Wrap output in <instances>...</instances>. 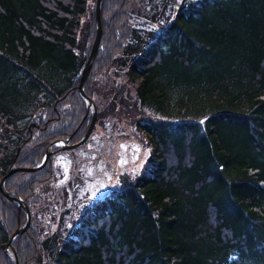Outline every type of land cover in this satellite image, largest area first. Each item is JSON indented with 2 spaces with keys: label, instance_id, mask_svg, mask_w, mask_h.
I'll return each instance as SVG.
<instances>
[{
  "label": "trees",
  "instance_id": "1",
  "mask_svg": "<svg viewBox=\"0 0 264 264\" xmlns=\"http://www.w3.org/2000/svg\"><path fill=\"white\" fill-rule=\"evenodd\" d=\"M93 3L0 0V179L86 131ZM100 24L83 91L97 121L95 78L118 102L128 81L146 161L74 227L60 204L52 230L32 211L56 208L39 193L53 152L12 172L4 189L31 210L11 240L17 264H264V0H101ZM25 220L0 190V264Z\"/></svg>",
  "mask_w": 264,
  "mask_h": 264
},
{
  "label": "rangeland",
  "instance_id": "2",
  "mask_svg": "<svg viewBox=\"0 0 264 264\" xmlns=\"http://www.w3.org/2000/svg\"><path fill=\"white\" fill-rule=\"evenodd\" d=\"M90 4H94L93 0ZM107 76L113 79L109 71ZM95 79L93 96L98 118L89 135L84 142L69 150L53 151L51 146L49 149L53 152L49 185L43 186L39 193L44 190L45 200L55 203L56 208L43 216L45 208L40 209L39 205L32 211L37 219L43 218L45 230L55 228L53 215L60 204L62 208L71 207L66 219L74 227L79 214L93 201L119 189L125 180L130 181L141 170L149 152L143 133L134 127L130 119L136 97L134 88L123 80L121 102H118L114 101L110 87L104 85L102 75ZM43 196L37 198V203H42L40 199ZM70 218L74 222H70ZM5 250L12 257L8 248Z\"/></svg>",
  "mask_w": 264,
  "mask_h": 264
},
{
  "label": "water",
  "instance_id": "3",
  "mask_svg": "<svg viewBox=\"0 0 264 264\" xmlns=\"http://www.w3.org/2000/svg\"><path fill=\"white\" fill-rule=\"evenodd\" d=\"M100 2H101V0H95L94 12H95L96 32H95V37H94L93 43H92L91 48H90V52H89L87 61H86L85 65H84V67H83V69L81 71L80 82H79V85H78L79 95L83 99V101L85 102L87 113L88 112L91 113V120H90V123H89L86 131L84 132V134L79 139H77L74 142H64L61 139H56V140L52 141L47 146V148L45 150V153L43 155V158L40 161V163H38V164H36L34 166H11V167H9L7 169V171L4 173V175L1 177V180H0V190H1V192L4 193L9 199L14 201L18 206L22 205L24 210H25V214H26L25 223L22 226L17 225L15 230H14V232L11 234L10 238L6 242H3L2 245H1L3 249L8 248V250L11 252L12 259H13V264H17V256H16V253H15V250L13 249V247L11 245V240L18 233H21L27 227V225L29 223L30 212H29V208L21 200V198L8 194V192L4 189L3 182H4L5 178L7 176H9L14 171L35 170V169L40 168L44 164L46 158H48V156H49V154L51 152V150H49V149H50V146H52V144H60L61 148H73V147L78 146L82 142H84L85 139L87 138V136L89 135V133L91 131V128H92V126H93V124L95 123V120H96V108H95V105H94L93 101L89 97H87L85 95V93L83 91V84H84V81H85V79H86V77H87V75L89 73L92 61H93V59L95 57V54H96V51H97V48H98V45H99V41H100V38H101Z\"/></svg>",
  "mask_w": 264,
  "mask_h": 264
},
{
  "label": "snow or ice",
  "instance_id": "4",
  "mask_svg": "<svg viewBox=\"0 0 264 264\" xmlns=\"http://www.w3.org/2000/svg\"><path fill=\"white\" fill-rule=\"evenodd\" d=\"M201 123H203V121H201Z\"/></svg>",
  "mask_w": 264,
  "mask_h": 264
}]
</instances>
